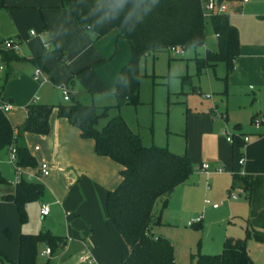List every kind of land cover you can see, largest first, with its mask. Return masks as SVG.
<instances>
[{"label":"trees","instance_id":"trees-1","mask_svg":"<svg viewBox=\"0 0 264 264\" xmlns=\"http://www.w3.org/2000/svg\"><path fill=\"white\" fill-rule=\"evenodd\" d=\"M72 21L89 31L93 40L111 29L117 30L129 48V60L120 69L113 94L116 106L135 105L139 81L138 62L149 52L168 50L171 46L189 49L205 45L206 25L215 38V48L204 50L202 57H194L196 74L213 68L216 62H224L226 72L233 67L238 56V34L225 13H215L206 19L201 16L199 0H59ZM0 0V8H4ZM57 48L33 58L18 56L12 49H0L3 75L0 79V103L4 102L1 91L9 77L7 68L12 62L27 61L46 72L43 59ZM62 59V57H60ZM98 60L87 68L101 64ZM189 83V76H181ZM72 82L71 77L63 85ZM67 87V86H66ZM85 93V92H83ZM87 93V92H86ZM88 94H91L88 91ZM91 100L69 94L68 101L59 104L31 102L25 107V118L12 128L0 111V151L14 147V166L20 169L35 167L23 140L25 133L45 135L49 129V115L55 109L58 118L66 119L75 127L82 139L93 142L94 152L119 164L120 181L105 194L104 211L107 220L128 247V254L119 264H174L173 248L169 240L154 236L151 228L161 224V211L165 208L170 191L183 183L192 172V164L186 154H177L166 147L144 146L123 118L108 119L101 128L97 123L102 113ZM104 109V108H103ZM264 117V116H263ZM253 118V117H252ZM251 118V119H252ZM264 122V121H263ZM239 134H232V146L240 145ZM7 181L0 172V185ZM240 189L245 197L248 214L244 223L243 238L226 237L218 254H192L190 264H254L249 257L245 240L252 239L264 244V179L257 175L231 174L229 190ZM43 195L40 182L19 178L11 194L2 195L3 201L14 204L19 217L25 220V205L39 200ZM158 209L153 212L155 202ZM8 233V229H3ZM64 237L42 229L37 233H21L16 241L17 258L10 260L0 250V264H39L38 247L44 245L52 256L64 245ZM43 264H50L47 258Z\"/></svg>","mask_w":264,"mask_h":264},{"label":"rangeland","instance_id":"rangeland-1","mask_svg":"<svg viewBox=\"0 0 264 264\" xmlns=\"http://www.w3.org/2000/svg\"><path fill=\"white\" fill-rule=\"evenodd\" d=\"M251 2L257 4L253 10L243 9L239 16L232 19V23L238 31L240 53L234 64L237 70L231 69L226 72L224 62L219 61L213 68H206L196 74L193 57H201L205 48L211 49L214 44L212 32L206 25L204 46L185 49L180 56H174L168 50L163 49L149 52L140 57L138 62L140 75L137 89L138 102L135 105L116 106L113 89L122 68L121 63L128 60L129 51L125 40L116 39L112 32L104 34L106 37L102 38L100 42L104 50L110 49L108 50L109 54L105 52L107 56L102 57L103 59L99 58L103 62L96 67L87 68L90 65L88 64L79 70L74 69V63L68 62L71 56L68 57L65 50H63L65 55L63 51L60 52L63 56L62 59L56 53L47 55L46 59L44 58L45 61L43 59V64L48 74L52 76L54 85L61 84L58 81L61 82L69 76L77 84L76 74L80 70L87 69L86 76L101 78L100 74L108 83L110 81L112 88H108V92L98 93L94 97L93 102L100 107L99 112L102 113L97 128H101L108 119L120 116L128 127L139 135L141 144L144 143L143 145L146 146L156 144L166 147L173 153L182 154L185 152L188 155L193 167L187 177L193 185L190 191L193 203L184 213L181 212L179 203L178 205L174 204L171 215L176 217V223L174 226L162 228L163 234L172 244L175 264H190L189 257L192 254H218L226 237L236 239L243 238L244 235V223L248 213L247 203L243 194L236 195V199H232L226 192L230 171L227 169L204 174L197 170V166L201 161L211 163L213 159L207 156L218 153L228 161L232 159L233 170L237 166L236 161L239 157H242L245 162L244 144L233 146L232 152H230L228 144L224 146L221 142L211 139L207 151H205L203 136L208 133H218L221 136L224 130L231 133L235 124L247 132H252L253 125L250 122V115L264 116V20L260 17L261 14L264 15V0H251ZM41 29V26L38 27L33 23L28 25L23 22L18 23L15 31L22 40L17 49L20 56L29 57L30 46H39L40 39L37 36H29L28 32L32 30L37 34L41 32ZM45 53L46 51L43 54ZM19 66L24 67V70H30L28 74L32 78L36 66L29 62L21 63ZM96 68H99L98 71H95ZM22 73L23 71L18 70V75L9 77L6 90L11 95L16 94L21 97L24 95L28 82L25 79L26 74L22 76L20 75ZM185 75L189 76L190 84L181 81L180 76ZM43 79H45L43 81L45 84L41 92L43 95L49 96L53 86L46 80L40 69L39 80ZM33 81L35 80L33 79ZM35 83L39 84L38 81ZM36 87V90L40 88L38 85ZM224 91L225 117L219 116L222 111L218 110V106L215 109H210L216 115L214 118L211 115L198 114L199 117L194 115L195 112H205L209 106L213 107L214 99L221 97ZM206 117L211 123V131L207 125ZM254 137L259 138L256 135ZM260 145L262 146V141L259 142V147H261ZM254 158H256L255 164L262 169L264 151H258ZM0 167L6 179L11 180L13 177L10 166L2 163ZM232 192L235 193L234 190L230 191V193ZM204 200H207L209 204H203ZM159 204V201L155 202L153 212L158 209ZM212 204L216 205V209L211 208ZM5 206L0 204V249H3V252L5 251L4 253L8 256L14 252L17 258L15 241L18 235L37 233L49 219L40 217L39 208L27 205L24 208L25 220L23 221L15 206H13V214H10L4 208ZM197 215L202 216L199 222L191 226L186 225L187 220ZM5 228L8 229V233L3 232ZM245 247L254 264H264V244L249 238L245 240ZM38 263L43 264L44 258L38 257ZM51 264H74V260L60 263L55 259Z\"/></svg>","mask_w":264,"mask_h":264},{"label":"crops","instance_id":"crops-1","mask_svg":"<svg viewBox=\"0 0 264 264\" xmlns=\"http://www.w3.org/2000/svg\"><path fill=\"white\" fill-rule=\"evenodd\" d=\"M3 2L5 7L0 8V42L8 38L16 39L17 48L14 51L18 56H20L17 52L18 45L22 43V40L15 31L18 23L23 22L27 25L33 23V25L42 27L41 32L37 34L29 30V36H37L40 39V44L39 46H30L29 57L21 56L26 59L43 55L46 50L57 48L59 51L56 55L63 58L60 52L65 50L66 55L68 54V57L71 56L68 62H73L75 65L74 69L79 70L91 64V62L107 56L106 53L109 54L108 50L110 48L104 50L100 44L102 38L106 37L105 35L107 33L112 32L116 36V39L119 38L117 37V30L111 29L105 33V35L93 40L92 34L89 31L76 25L72 21L68 11L60 6L59 0H3ZM214 2L215 4L225 5L223 13L227 15L232 25H234L232 19L239 16L243 9L250 11L257 6V4L252 3L251 0H247L244 3L241 2V0H214ZM260 17L264 20V15L261 14ZM30 31L33 33L30 34ZM18 33H20V31H18ZM212 37L214 39V44L211 49H214L215 38L213 34ZM45 42L48 43L46 47L44 45ZM126 46L128 48L127 43ZM239 53L238 51V55ZM127 61L121 63L122 67ZM236 62L237 58L233 61V71L237 70V67L234 66ZM21 63H27V61L10 63L7 71L9 77L18 75V70H21V72L23 71L20 75L23 76L26 74L25 76L27 77H25V79L28 83L24 95L21 97L16 94L11 95L8 93L6 86L7 81L10 80L9 77L6 79L1 91V96L11 105V108L5 113V116L12 128H16L23 122L25 118V107L31 102L53 105L65 102L62 99L59 86L70 77H65L61 82L58 81L61 84L54 85V80L52 76L48 74L47 69L46 72L42 71L46 80L51 82L53 86L52 93L49 96H45L46 94L43 95L41 92L45 83L38 82L39 84H36L31 78V75L28 74L30 70H24V67L19 66ZM98 69L99 68H96L95 71H98ZM3 73L4 71L0 73V79ZM87 74L88 69L84 71L80 70L75 77L77 84L72 81L70 84L66 85L69 94L77 98L80 97L83 100L89 99L93 102L94 97H96L98 93L108 92V88H112L110 81L108 83L100 74L99 76L101 78L95 76L88 77L86 76ZM188 84H190V82ZM36 85L40 87L37 90ZM88 91H90L91 94H88ZM218 101H220V104H218ZM224 101L225 91L221 94V97L214 99L213 107L209 106L205 112H195L194 115L196 117H199L197 116L198 114L204 116L211 115L214 118L216 115H214L210 109H215L218 106V110L220 112L222 111L220 116L225 117L226 109ZM94 105L96 104L94 103ZM96 106L99 107L98 105ZM253 115L254 114H251L250 118L255 116ZM251 120L252 119H250V122ZM206 122L211 131V123L208 121L207 117ZM48 124L49 129L45 135L34 133H25L23 135L24 144L29 154L34 158L36 166L21 169V178L27 180L26 178L30 176V180L28 181L40 182L43 185L42 197L37 201L29 202L25 206L33 205V207L39 208L41 203L48 204L49 212L44 217H47L49 220L46 222V225H42L41 228L48 230L51 234L64 237L65 243L63 247L57 250L52 256L41 255L45 246L40 244L38 247L39 257L44 258V261L49 258L50 264L55 259L60 263L74 260L75 264L76 254L83 247H87L97 264H119L128 254V247L107 220L104 211V200L106 192L112 190L119 183V170L121 167L109 157L95 154L92 140L82 139L79 136L78 130L66 119L56 116L55 109H53L49 115ZM233 128L231 134H245L248 136V141L244 144L245 162L243 161L242 165H238L236 161L238 167L235 166L234 171L232 159L228 161L224 156L221 157L220 153L207 156L213 159L211 163H208L210 168L220 167L223 171L227 169L230 171L228 174L227 193L229 192L232 173L242 172L243 174L257 175L264 179V166L260 169V167L255 164L256 158H254L258 151H264V122H262L258 128L253 127L252 132H247L238 124H235ZM254 135L259 138L257 139ZM211 139L215 142H221L224 146L228 144L230 152H232L231 149L233 146L225 140L223 134L219 136L218 133H208L203 136L205 151H207L208 143ZM260 141H262L261 147H259ZM241 145L242 143L239 146ZM34 147H36V149H34ZM259 148L261 149L259 150ZM182 154L186 153L184 152ZM186 156L188 157L187 154ZM7 158L8 148L5 151H0V164L6 163L10 166L13 178L11 180L6 179L0 167V172L7 181L6 184L0 185V197L5 194H11L14 189V169L13 165L7 161ZM40 162H45L47 164L49 173L46 176L36 177L35 174L37 173V167ZM192 187V183L186 179L183 183L175 186L170 191L166 206L160 213L161 224L151 228L154 236L166 238V235L162 232V228L174 226L176 223V217L171 215L174 204L178 205L179 203L182 213L188 211L190 205L193 203V196L190 194ZM0 204L6 205L4 208L10 212V214L14 213V204L12 202L1 200ZM203 204L205 203L203 202ZM0 250L3 251V249ZM7 257L10 260H16L14 252L11 256L7 255ZM173 259H175L174 253Z\"/></svg>","mask_w":264,"mask_h":264},{"label":"built area","instance_id":"built-area-1","mask_svg":"<svg viewBox=\"0 0 264 264\" xmlns=\"http://www.w3.org/2000/svg\"><path fill=\"white\" fill-rule=\"evenodd\" d=\"M247 0H241V2H246ZM200 5H201V16L203 18H207L208 16H210L211 14H215V13H223L225 10V5L224 4H215L214 0H199ZM33 32L30 31V34H32ZM45 47L47 46L46 43L44 44ZM17 48V40L14 38H8V39H4L0 42V49H12L15 50ZM168 51L171 52V54H173L174 56H180L183 54L184 49L179 47V46H171L168 48ZM3 71V64L0 62V73ZM39 76H40V69L39 68H35L34 72L32 74V78L35 81L43 82L45 81V79L43 80H39ZM59 91L61 93L62 99L64 101H68V89L65 85H60L59 86ZM11 108V105L9 103H7L6 101L1 102L0 103V111H2L3 113H6L9 109ZM213 112V111H212ZM219 115V114H218ZM220 116V115H219ZM264 121V117L263 116H254L251 120V124L253 125L254 128H258L259 125ZM223 136L225 137V140L231 144L233 142V138H232V134L226 132L225 130L222 131ZM238 139L240 140V142L242 144H245L248 141V136L245 134H239ZM34 149H36V147H34ZM7 161L13 165V169H14V181L13 184L15 182L18 181V179L21 177V169L18 167L14 166V162H15V151H14V147L13 146H9L8 147V158ZM243 158L239 157L237 160V164L238 165H242L243 164ZM197 170L200 172H203L204 174H207L211 171H215V172H221L222 168L220 167H216V168H210L209 164L206 162H201L199 164V166H197ZM49 173V168L47 166V164L45 162H40L38 164L37 167V173L35 174L36 177H41V176H46ZM239 174H243L242 172H240ZM35 177V176H34ZM27 180H30V176L26 178ZM235 191V193H230V191L228 192V194L230 195V197L232 199L236 198V195L238 194H242V191L240 189H233ZM205 204H208L209 202L207 200H204ZM212 208H215L216 205L212 204L211 205ZM39 215L41 217H44L48 214L49 212V205L46 203H41L39 206ZM201 215H197L193 218H190L189 220L186 221V225L191 226L192 224L199 222L201 220ZM50 251L47 247H45L42 252L41 255H49ZM75 264H97L93 258V256L91 255L89 249L87 247H83L77 254H76V258H75Z\"/></svg>","mask_w":264,"mask_h":264}]
</instances>
